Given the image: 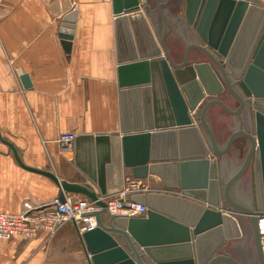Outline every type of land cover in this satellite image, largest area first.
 <instances>
[{
  "label": "water",
  "instance_id": "water-1",
  "mask_svg": "<svg viewBox=\"0 0 264 264\" xmlns=\"http://www.w3.org/2000/svg\"><path fill=\"white\" fill-rule=\"evenodd\" d=\"M152 2L112 0L119 48L121 133L81 134L75 139L76 164L97 189L90 183L70 185L49 170L27 167L1 132L0 141L22 167L54 181L62 202L67 195L78 194L96 203L99 209L93 215L98 226L79 233L89 264H218L229 259L230 244L243 233L235 214L228 213L231 208L221 210L223 205L232 207L225 201L216 158L226 152L217 147L204 117L216 104L225 108L221 100L234 99L246 109L249 132H238L233 139L244 138L238 148L247 150L246 164L253 160L257 191L249 208L233 212L245 214L252 224L256 264H264V233L258 225L264 216V4L181 0L196 42L179 61L166 44V35L152 30L146 18L155 25ZM135 28L138 38L147 37L150 46H139V40L135 45ZM59 36L69 53L72 33ZM125 43L128 50L122 48ZM129 95L132 125H128ZM166 137L170 144L164 150L161 139ZM121 165L131 170V178L157 176L162 189L177 194L132 195L131 200L147 206L141 217L110 213L104 199L121 189L114 191L119 187L108 184V179Z\"/></svg>",
  "mask_w": 264,
  "mask_h": 264
},
{
  "label": "crops",
  "instance_id": "crops-1",
  "mask_svg": "<svg viewBox=\"0 0 264 264\" xmlns=\"http://www.w3.org/2000/svg\"><path fill=\"white\" fill-rule=\"evenodd\" d=\"M152 1L155 27L144 12L146 18L152 30L166 35V44L181 61L186 48L196 42V35L185 22L181 0ZM257 1L264 4V0ZM155 2L165 6L158 8ZM61 33L73 35L69 53ZM133 34L135 45L139 40V46H150L147 37L138 38L136 28ZM122 48L129 49L127 43ZM118 53L112 0H0V132L15 145L24 165L49 170L70 185L90 183L97 189L76 164V142L74 150L66 152L57 139L63 133L76 137L120 135ZM221 103L225 108L214 105L204 119L217 147L226 152L216 158L223 194L228 198L225 201L232 207L223 205L221 210L231 208L228 213L235 214L243 237L232 241L227 251L229 259L218 264H256L252 224L245 214L233 212L249 208L257 191L253 160L246 164L247 150L238 148L244 138L233 139L238 132H249L248 115L234 99L225 98ZM128 108V125H132L131 95ZM161 142L167 150L170 139ZM130 173L123 166L114 169L108 184L119 187L114 191L121 189L114 195L132 185L140 191L130 197L148 192L177 194L162 189L157 176L137 180ZM59 194L54 181L22 167L0 141L1 212L19 213L25 203L46 207ZM88 258L75 223L63 226L53 236L42 232L32 239L17 236L0 240V264H89Z\"/></svg>",
  "mask_w": 264,
  "mask_h": 264
},
{
  "label": "built area",
  "instance_id": "built-area-1",
  "mask_svg": "<svg viewBox=\"0 0 264 264\" xmlns=\"http://www.w3.org/2000/svg\"><path fill=\"white\" fill-rule=\"evenodd\" d=\"M77 6L74 7V10ZM76 134L63 133L59 135L57 143L66 152L74 150ZM138 186L122 190L117 195L106 196L107 210L119 216L141 217L147 212V206L131 200L130 195L139 192ZM96 203L84 196L73 194L62 202L56 198L46 207L35 208L29 203L19 213H4L0 211V240L14 237L32 239L39 233L49 236L56 234L63 226L75 223L78 232L84 233L94 230L98 226L96 217L98 211ZM259 230L264 233V216L259 218Z\"/></svg>",
  "mask_w": 264,
  "mask_h": 264
}]
</instances>
